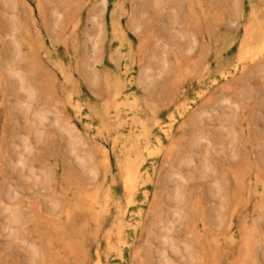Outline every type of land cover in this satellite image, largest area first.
Here are the masks:
<instances>
[{
	"label": "rangeland",
	"instance_id": "rangeland-1",
	"mask_svg": "<svg viewBox=\"0 0 264 264\" xmlns=\"http://www.w3.org/2000/svg\"><path fill=\"white\" fill-rule=\"evenodd\" d=\"M26 1L30 7L19 5L18 0H0V60L15 58L17 54L14 70H19L37 90L24 116L28 110L16 108L18 93L13 86L16 77H10V84L0 82V199L10 178L4 164L15 140L16 124H23L26 118L25 124L29 125L33 110L44 108L58 112L71 135L82 138L77 149L79 155H85L101 167V155L94 141L108 146L112 156L110 166L101 168L105 173L103 185L110 188L112 197L123 207L127 206L123 215H117L114 208L99 215V204L90 206L83 198L88 166L81 168L75 164L74 156L65 150L64 135L47 124V132L31 152L28 164L14 170L12 178L22 183L30 182V166L36 174L46 173L47 176L42 183L20 194L18 222L21 223L0 230V264H95L98 252L107 264H147L144 257L135 259L133 251L145 247L146 230L153 217L163 211L157 194L166 176L176 167L178 158L186 152L192 131L198 129L199 126L190 127L189 119L200 109L207 110L200 128H209L210 135L199 143L190 168L201 171L210 165L211 169L206 175L195 176L184 184L186 201L181 219L170 235L181 249L185 247L196 259L183 258L178 264H263V247L257 248L258 257L252 253L256 234L250 230L253 231L255 219H260V223L264 221V209L260 210L264 204V56L251 61L238 57L237 52L254 34L246 20L251 9L248 0H42L44 14L37 7L38 0ZM118 3L123 5L125 14H119ZM136 10L143 14L139 15L140 29L128 30L131 50L126 42L121 45L114 37V28L118 19L126 26L129 13ZM260 10L264 12L262 4ZM97 30L101 43L93 52L84 42L88 34ZM183 33V37L175 38ZM43 39L48 53L42 47ZM27 42L32 47L31 52L26 47ZM114 49L120 54L114 53ZM220 52L231 62L229 69L236 71L232 78L225 79L216 70ZM55 56L66 66L62 72L55 64ZM93 59L96 63L88 65ZM147 59H150V72L154 76L149 85L153 93L148 87L149 110L139 106L134 112L128 105H122L127 124L117 130L119 135L129 133L127 135L133 139L140 136V144L146 147L137 163L141 175L133 194L134 201L127 204L121 187V171L114 156L115 132L107 129L113 125L114 96L108 93L104 73L118 70L125 75V68H137ZM86 61L88 63L84 64ZM257 65L262 70L256 80H247V73ZM93 75L97 78L95 81H92ZM68 93L73 104L83 105L81 114L68 104ZM100 103L106 108L110 106L105 110L107 114L101 111ZM101 116L106 120V124L101 123L103 126L98 122ZM140 117L146 126V137L132 122ZM170 123L171 140L162 132ZM210 136H219L226 140L225 144L211 145ZM171 141L173 146L169 145ZM228 141L231 142L226 144ZM111 179L115 181L110 183ZM176 180L173 177V181ZM213 181L219 184L216 193L209 190ZM2 208L0 205V223ZM117 218L125 223L124 242L117 246L123 257L116 251L105 256L102 254L105 230ZM245 238L249 245L243 242ZM260 243L264 246V240Z\"/></svg>",
	"mask_w": 264,
	"mask_h": 264
},
{
	"label": "bare ground",
	"instance_id": "bare-ground-1",
	"mask_svg": "<svg viewBox=\"0 0 264 264\" xmlns=\"http://www.w3.org/2000/svg\"><path fill=\"white\" fill-rule=\"evenodd\" d=\"M100 1L104 2V0H100ZM17 3L19 5H22V6L30 7V3L26 0H18ZM119 3H118V5H119ZM248 3L250 4L251 9L249 12L250 14L246 18V20H247V24L250 25V28L251 27L253 28L254 34H252L253 36L251 37L249 42L247 41L246 44H244L239 49H237L238 50L237 52H238V57H242V59L247 58L251 61H254L257 58H258L257 60H259L260 56H262V55L264 56V12H262V10H260V5L262 4L264 6V0H248ZM37 7L42 14L45 13V11L43 9L44 2L42 0H38ZM118 10L120 11L119 14H121V15L125 14L123 5H119ZM136 11L135 12L132 11L133 13L128 12L130 15L128 16L129 19L127 18L128 23L126 26L123 25V23L120 19H118L115 23L116 27L114 28V35L115 36L114 35L113 36L118 38V41L121 45L124 44V42H126L130 49L132 48V44L128 38V30L129 31L132 30L134 32V31L139 30L141 27L139 15L143 14V12L138 11V10H136ZM30 12H31V17L34 20V14H33L31 8H30ZM54 12L56 13L57 16H59L58 12H56L55 10H54ZM57 19L58 18L56 17L55 18V24H57V22H58ZM16 28L17 27L13 28V31H15ZM246 30H248V29H246ZM250 33H251V30H250ZM100 35L101 34H100L99 30H97L95 33L88 34L86 36L84 46L87 45V43H88V45H90L93 52L97 51V48H98L99 44L101 43ZM249 35H251V34H249ZM183 36H184V33L175 35V38H181ZM247 39H248V37H247ZM26 47H27L28 51L31 52L32 47H31L29 42H27ZM42 47L48 53V51H47L48 49L46 48V44L44 42V39L42 40ZM112 51L113 50H110V52H112ZM113 52L118 53V49H114ZM118 54H120V53H118ZM121 54H122V52H121ZM222 55L223 54L220 52L218 65H217L216 70H217L218 74H220L221 77L228 79L231 76L230 78H232V76L235 75L236 71H235V73H233V71L229 69L231 62H228V60H225V58L222 57ZM16 57H17V54H15V58ZM15 58H10V59L3 58L2 60H0V82L3 85L8 84V83L10 84V81H9L10 77H12V76L16 77V80H15L16 83L13 84V86H15L14 89H16V91L18 93V97L16 99V108L19 111L21 109H27L28 111L26 110L27 112L24 113V116H25L29 112V110L31 108V104L37 96V90L31 81H27L24 78L23 74L22 75L20 74L19 70H14V59ZM185 58H187V57H185ZM119 59H120V57H119ZM150 59H152V57ZM150 59H147L146 62L140 64L137 68H135L133 66H130L129 68H125V71H126L125 75H122L118 70H115L112 74H110L108 72L104 73V78L107 81L108 93H112L113 94L112 96H114V98H113L114 99L113 100L114 101L113 111H112V113H113V125L109 126L107 129L115 132L113 135V146L115 149L114 156H115L116 161H117L116 166L121 171V175H122L121 176V187H122L123 194L125 197L124 199H126L125 202L127 204L134 201L133 194L136 190L137 181L140 179V175H141L140 169H139V164H137V163L139 162V159L141 157L140 155L142 154V151L144 149H146V147H144V145L140 144V138H139L140 136L137 137V139H133L132 137H130V135L128 136L127 134H129V133H127V134H125V136H127V137H125V136H122L121 133L119 135L117 130L120 127H123L127 124L125 118L122 115V111H124V110H122V107H121L122 105H128L129 109H131L134 112L137 111L136 109L139 106H142V107L149 110L148 102H147L148 95H149L148 94V89H149L148 87H150L151 92L153 93V91H152L153 89L149 85L152 82V79L154 77L153 74L150 72V67H151L149 64ZM242 59H239V60H242ZM81 61H83V59ZM87 61L84 64L88 63ZM95 61H96V59L91 60V62H89L88 65L94 64ZM55 62H56L55 64L58 65V68L62 72L63 68L66 67L64 65L63 61L58 56H55ZM188 62H190V61H188ZM237 62H236V64H237ZM66 65H68V64H66ZM116 68H119V67H116ZM243 69H245V68H243ZM243 69H240V72H242ZM260 70H262V69H260L259 65L255 66L254 69H252L250 72L247 73V80L255 81ZM125 71H124V73H125ZM127 71H129V72H127ZM4 72H6V73H4ZM91 78H92V81H95L97 79L94 75ZM216 79L217 78H213L214 81ZM73 87H74V85H73ZM151 92H150V94H151ZM67 97H68L67 98L68 100L67 99L66 100L68 101V104H70L72 107H74L78 114H81L80 109L82 108L83 105L80 103L73 104V101H71V97H70L69 93H68ZM221 99H222V97L218 98L217 101L219 102ZM223 99L225 100L226 98H223ZM227 100H228V98H227ZM239 103H242V102L239 101ZM100 105H102L101 111H103L104 113L106 112L105 110L107 108L109 109V107H110L109 106L106 108L104 103H100ZM153 106H154V104H153ZM154 109H155V107H154ZM186 110H187V107H186ZM151 111L153 112V110H151ZM183 113H184V111L180 112L181 116L183 115ZM206 113H207V110H204V109L196 110L193 112V114L191 115V117L189 119L190 127H194V126H197V127L199 126V127H198V129H195L194 131H192L193 135L190 138L188 145L186 146V152H184V154H182L178 158V162H177L176 167H174V169L166 176V179L164 180L165 182L163 184V187L159 190V193L157 194V195H159V200L161 203V207L163 208V211H161L158 215H155L153 217L151 224L147 228L145 247L143 249H134L132 256H134L135 259H141L142 257H144L147 264H178V261L182 260L183 258H188V259L195 258L196 259V256L192 252L187 251V249L185 247H183L181 249L179 244L172 238V236L170 234H171V231H172L173 227L175 226V224L181 219V215H182V211H183V205L185 204V201H186V195L184 194L185 193V188H184L185 182H187L188 180L192 179L195 176H204L211 169L210 165L207 166V168H205V170H201V171H195L192 169L193 167L190 168L191 162L193 160H195L194 155L197 151V147H198L199 143L203 139L209 138V135H210L209 130H208L209 128L208 129L207 128H205V129L200 128L202 123L205 121L203 117ZM105 114H107V113H105ZM59 116L60 115L58 112L54 113V112H51L50 110H46L44 108L36 109V110H33V112H32V117L30 119L31 121H30L29 125L25 124V122H27L26 118H24L25 121L23 124H21V125L19 123L16 124L15 140H14V143H13L12 148H11V153L8 156V160L4 164L10 178H7L8 181L6 182V186L4 185L5 187H4V191L2 194V200L0 199V205H2V207H3L2 211H1V216L3 218V221L0 223V230L1 231L9 229V227H11L12 224L19 223L18 222V215H20V213H21V210L19 208V201L21 202V200H19L20 194L23 191L27 190L28 188L33 187V185L35 186L36 184L42 183L47 176L46 173H37L36 174L33 166L29 165L30 166L29 167L30 175L28 176V179L31 178L30 182L22 183L19 179H17V178L13 179L12 178V177H15V176H13V174L15 173L14 170L17 166H20L21 168H23L24 166H26L28 164L29 156L31 155V152L33 151V149L35 148L37 143L40 141L42 135L45 134L46 126H48V125L49 126H51V125L55 126L57 131L59 130L60 133H62L64 135L63 139L65 142V150L74 156L75 164L81 168H83L84 166H88V173L87 174H89V176H88L87 188L84 190V193H83V198L88 203L91 204V205L90 204H88V205L92 206L93 204L98 203L99 208H100L99 213H98L99 215H103V214L110 212L112 210V208L115 209V212L117 215H123L124 209H126L125 207L127 205H125V207H123L122 203L118 199H117L118 200L117 201L116 199H114L112 197V195H111L112 192L110 191V188L109 187L105 188L103 185L105 183L104 182L105 181V173H104V171H102L101 168H104V167L106 168V167L110 166V160H111V156H112L108 150V146L106 147L105 143H103L102 141H98V140L94 141L96 143V146L99 149V152L101 155V157H100L101 167L99 166L98 163L93 162V161H91V159L84 157L85 155L84 156L79 155L77 152V149L82 143V138L78 135L72 136L71 130L69 129L68 125L66 124V122H62ZM86 116L88 117L89 115H86ZM155 117H157V116H155ZM110 118H112V117H110ZM104 119L105 118L103 116H101V119L98 122L100 124L101 123L104 124L106 121ZM168 119H169V116H168ZM171 119H173V118H171ZM130 121H131V119H130ZM132 122L135 123L136 126H138L140 128V131H141L140 134L143 137L144 136L146 137V126L144 124V120L140 117V118H135V121H132ZM154 124H157V123H154ZM128 125H130V124L128 123ZM152 125H153V123H152ZM160 128L161 127H159V129ZM162 132H164L163 135H165V137L167 135V137L171 140V137L173 136L172 135V133H173L172 123H170L167 126V128H165ZM155 136H157V135H155ZM241 136H242V134H241ZM146 140H145V142H146ZM158 141L160 142V139H158ZM225 141L226 140L219 139V136L218 137L217 136H210V139L208 142H210L211 145H219L220 146V145H224ZM230 142L231 141H228L226 144H229ZM165 144H167V143H165ZM169 145L173 146V142L171 141L169 143ZM233 146L231 147V149H234ZM166 147H168V145ZM170 148H171V146H169L168 151L171 150ZM155 152H153V153H155ZM260 152H261V150H260ZM169 153H167V155H169ZM237 153H238V151H237ZM257 155H258V153H257ZM89 158H91V157H89ZM140 162H142V161L140 160ZM262 162H264V161H262ZM246 165H248V164H246ZM248 169H251V168L248 167ZM143 171H145V169ZM261 171H263V170H261ZM240 176H242V175H240ZM173 177H175L177 180L173 181ZM260 178H262V177H260ZM142 179H144V178H142ZM263 179H264V177H263ZM239 180H240V178L237 181H239ZM114 181H115L114 179H111L110 183H113ZM145 181L146 180L144 179V182ZM239 183H240V181H239ZM242 183H243V181H242ZM209 190L212 193L218 192V190H219L218 182L213 181V185L209 188ZM238 197H236V199H238ZM74 204H73V206H74ZM76 205L78 206V204H76ZM82 205H84V204H82ZM86 205H87V203H86ZM237 205H239V204H237ZM86 207H88V206H86ZM165 208H167V209H165ZM168 209H171V211L168 212ZM263 209H264V204L260 207V210H263ZM259 220H258V218L254 220L253 231H251L252 229L250 228L251 229L250 232L252 234H254V233L256 234V238L253 241L252 253L254 256H257V255L259 256V254H258L259 252L257 251V248L261 245L260 247H263L262 248L263 252L261 254H262V257L264 260V246H262V244L260 243L261 241L264 240V221H263L264 219L262 220L263 221L262 223H260L261 220H260V222H258ZM20 223H21V221H20ZM124 226H125V223L120 218L119 219L117 218V220H114L111 222L110 226L105 230V234H104L105 249L102 252V254H104L106 256V254L111 253L112 251H116L117 254L119 256H121V253L119 252L117 246L120 243L124 242L123 234H122ZM251 233H249V234H251ZM6 235L7 236L10 235V233H6ZM247 236H249V235H247ZM260 236H263V237L261 238ZM214 239H213V241H214ZM247 239L248 238H245L244 241L242 239V241L245 243V245H247V244L249 245L250 240H253L250 237L249 242H247ZM251 242H250V244H251ZM97 257H98V259H97L95 264H107L106 261L104 259H102L103 257H101L100 252L97 253ZM121 257H123V256H121ZM198 258H200V257H198ZM202 258H203V255H202ZM205 258H206V254H205ZM260 261H262V258ZM202 263H204V262H202Z\"/></svg>",
	"mask_w": 264,
	"mask_h": 264
}]
</instances>
